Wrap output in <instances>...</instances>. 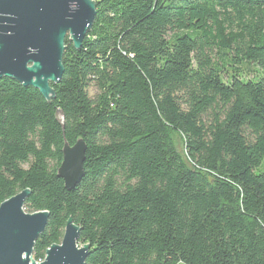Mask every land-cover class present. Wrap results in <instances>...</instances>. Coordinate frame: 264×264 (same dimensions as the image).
Instances as JSON below:
<instances>
[{
  "label": "trees",
  "instance_id": "trees-1",
  "mask_svg": "<svg viewBox=\"0 0 264 264\" xmlns=\"http://www.w3.org/2000/svg\"><path fill=\"white\" fill-rule=\"evenodd\" d=\"M94 3L51 97L0 77V203L49 214L32 259L71 218L84 264H264V0Z\"/></svg>",
  "mask_w": 264,
  "mask_h": 264
},
{
  "label": "water",
  "instance_id": "water-1",
  "mask_svg": "<svg viewBox=\"0 0 264 264\" xmlns=\"http://www.w3.org/2000/svg\"><path fill=\"white\" fill-rule=\"evenodd\" d=\"M94 0H0V77L37 88L44 98L53 95L51 83L63 74L65 37L75 48L95 17ZM86 144L66 142L57 176L72 190L84 175ZM28 190L0 203V264H84L88 246L77 243L79 228L68 218L59 244L35 262L32 247L48 220L47 211L24 210Z\"/></svg>",
  "mask_w": 264,
  "mask_h": 264
},
{
  "label": "rangeland",
  "instance_id": "rangeland-1",
  "mask_svg": "<svg viewBox=\"0 0 264 264\" xmlns=\"http://www.w3.org/2000/svg\"><path fill=\"white\" fill-rule=\"evenodd\" d=\"M243 71H244V75H245L246 77H248V72L246 71L245 68H243ZM249 73H251V71H250ZM95 92H96V90H95L94 87H91V86L88 87V94H89L90 96H92Z\"/></svg>",
  "mask_w": 264,
  "mask_h": 264
}]
</instances>
